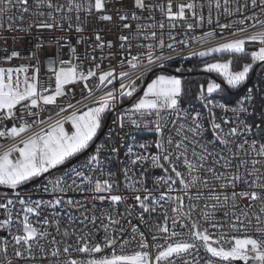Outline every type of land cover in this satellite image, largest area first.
Listing matches in <instances>:
<instances>
[{
	"label": "snow or ice",
	"instance_id": "1",
	"mask_svg": "<svg viewBox=\"0 0 264 264\" xmlns=\"http://www.w3.org/2000/svg\"><path fill=\"white\" fill-rule=\"evenodd\" d=\"M4 3L5 0H0V4ZM11 3L12 0H7V4ZM15 3L22 14L9 16L7 24L4 13L8 8L0 7V32L23 33L36 28L75 33L77 38L75 44L70 42V35L55 39L57 48L69 49L71 59L49 63L48 71L55 79L54 89L39 79L38 54L44 49L42 40L30 57H22L16 50L3 57L7 61L37 58V64L0 67V123L12 121L10 128L5 126L0 130V138L13 141L6 148L0 145V187L11 190L15 197L0 203V209L7 216L0 222V228L7 229L11 236L10 241L6 238L0 241V253L7 257L11 244L17 262L31 261L32 264H38L37 253L39 264H264V89L246 87L245 94L231 103L227 99H215L213 94L223 89L220 83L208 80L206 85L198 86L195 94L205 114L193 107L191 101L188 108L183 106L190 93L178 75L161 72L146 86L137 84L144 78L142 70L164 69L172 59L171 53L182 51L176 45L190 48L191 41L201 48L190 51L183 60L200 58L203 61L200 70L216 73L231 89L245 85L254 66L264 69V0H243V3L235 0L234 11L230 0H223V4L221 0H214L215 24L221 31L218 34L213 29L199 37L189 33L203 27L205 21L209 26L213 24V0H208L207 18L203 14L205 5L200 4L198 11L196 0L176 4L173 0H131L130 6L124 0H31L34 9L30 0H15ZM221 8L226 16L241 18L221 23ZM249 9L250 15L246 14ZM156 11L164 19L156 20ZM188 13L195 23L189 22ZM24 14L33 17L28 20L27 28L15 27L17 20L24 24ZM145 19L150 23L141 22ZM165 20L168 42L164 39ZM178 26L187 29L184 38L179 40L172 31ZM114 27L120 30L118 44L105 41L102 35ZM225 31H230L234 38L225 37ZM218 35L222 42L211 44ZM134 41L147 43L134 44ZM206 44L210 46L204 47ZM81 45L83 54L78 47ZM246 45L255 50L247 51ZM113 47H118L119 55L124 57L119 61L121 67L126 63L132 72L117 73L109 68L98 74L100 64L84 67L86 62L96 60L93 54L96 48L103 51ZM133 47L144 51L132 54ZM165 49L169 54H165ZM208 57H213V61ZM235 64H239L238 69L234 68ZM194 70L195 67L185 69L181 64L174 72ZM117 79L119 88L114 84ZM76 84L82 85L87 95L76 104H58V98L68 95L66 86ZM108 85L113 87L109 89ZM141 88L142 94L136 95ZM101 90L103 94L93 100L94 106L77 108V104L92 99ZM125 98L132 100L131 105L117 111V105L123 104ZM49 105L59 108L57 116L68 109L73 111L51 123L42 119L29 122L25 118L38 116L37 110H46ZM217 109L223 115L218 116ZM109 112L115 113L112 120L115 128L109 129L107 142L97 143ZM249 117H253L251 122ZM45 124L46 127H41ZM66 124L71 125L70 129ZM142 131L151 132L155 139L136 141L135 133ZM209 131L211 139L206 136ZM114 135L120 143L114 142ZM129 138L133 143L127 144L121 159V148ZM79 157L83 160L78 161ZM113 162L119 164L124 177L123 193L117 172L105 169L106 163ZM149 169H161L165 173L153 181L152 188L147 186ZM56 172L60 174L55 175ZM34 181H42L33 187L50 193L53 198L47 202L33 200L30 195L25 198L22 190L26 191L25 186ZM158 188L163 189L159 195ZM73 190L93 193L92 201L123 203L129 217L126 222L130 225V239L124 238L128 230L113 212L102 211L97 217L93 204L89 216L82 201L65 200L66 193ZM17 204L20 210L13 213ZM65 205L76 210L85 208L80 223L90 220L95 225L100 219L105 232L103 240L95 241L94 233L83 229L79 234L63 231V237L66 240L75 237V243L54 237L48 239L52 234L47 226L54 223L60 234L61 222L50 221L43 212L51 208L54 210L51 216L55 218L59 215L55 210ZM137 207L138 219L142 222H146L145 213L150 215L159 210L162 214L163 223L150 228L151 243L130 218ZM32 217L36 218L35 223ZM103 220L108 223L103 224ZM110 225L120 227L110 232ZM177 227L181 230L177 231ZM46 239L49 246L41 243ZM133 243L135 248L129 250ZM201 250L207 255L202 256ZM7 264L13 262L8 260Z\"/></svg>",
	"mask_w": 264,
	"mask_h": 264
},
{
	"label": "built area",
	"instance_id": "2",
	"mask_svg": "<svg viewBox=\"0 0 264 264\" xmlns=\"http://www.w3.org/2000/svg\"><path fill=\"white\" fill-rule=\"evenodd\" d=\"M61 2H63V0H61ZM124 2L127 5H131V0H124ZM163 2H166V0H163ZM179 2H187V0H173V3H179ZM196 3L198 5V11L199 9V5L200 4H204L205 7L203 8V14L204 16L207 18L208 16V0H196ZM221 3L223 4V0H221ZM241 3H243V0H241ZM7 6L8 11H6L4 13V23L7 24V18L9 16H19L22 13H20L19 11H17V5L15 3V0H12L11 4H7V0H5L4 4H0V7H5ZM30 6L34 9V5L31 3L30 0ZM230 7L233 9V11L235 10L236 7V3L235 0H230ZM47 9H45L46 11ZM175 10V9H174ZM258 11V9H257ZM246 14H251V9L246 11ZM26 16L25 22L22 25L20 23L19 20L16 21L15 23V27H25L27 28V24H28V20L29 19H33V17L30 16V14H24ZM145 16H147V13L144 14ZM156 20H161L164 19L161 14L156 11L154 13ZM187 18L189 20V22H193L195 23V21L192 20L191 14L188 13L187 14ZM212 18H213V24L211 26H209L207 24V22L205 21V24L203 27H196L195 30L191 33H189V35H194L199 37L200 35H202L204 32L210 31L215 29V31L219 34L220 33V29L216 26L215 24V20L217 18V10L215 9V4H214V0H213V6H212ZM241 17L239 16H226L223 13V8L220 9V13H219V19L221 23H225L228 22L231 19H239ZM142 23H150V21L148 20H143L141 21ZM251 23V22H249ZM165 29H164V39L166 42H168V32L169 29L167 28V21L165 20ZM237 27V26H234ZM251 30V29H250ZM159 34V29L156 30ZM173 31V34H175L177 36V39H183L184 38V33L187 31L186 27L184 26H178L177 28H175ZM120 34V30H118L117 28H113L110 32L106 31L104 33H102L104 40L105 41H112L114 44H118V35ZM124 34H126V30H124ZM63 35H70L71 36V43L75 44L76 41V34L75 33H61L58 30H53V31H49V30H40V29H36V28H32L30 32H9V31H3L0 32V67H4V68H8V67H20L21 65H31L34 66L37 64V58H31V59H24V58H20V59H12L11 61H7L4 60L3 57H5L6 55H9L13 50L19 51L21 53L22 57H30L31 54L36 50V44L38 42H40L41 40L44 42V49L42 51L39 52L38 54V62H39V79L41 81V83H45L46 86L53 88L55 87V79L54 76L52 75V73H50L48 71V65L52 60H58V59H64V60H68L71 59V53L69 51V49L67 47L64 48H57L56 43H55V39L63 36ZM225 37L232 39L234 37L231 36L230 31H225L224 33ZM15 37V39H14ZM218 42H222L221 38L219 37V35L211 42V44H215ZM135 43H147L146 41H134ZM191 47L190 48H183L181 45L177 44L176 47L177 48H182L181 52H173L171 53L172 59L169 60L167 62V66L165 68H167L170 65H173L175 63H185L187 61L193 60L194 58H198V57H192L189 60H183L182 57L187 55L190 51L194 50V49H200L201 46L196 44L195 42H191ZM210 45H205L204 47H208ZM79 47V51L81 54H83L84 52V46H78ZM246 50L251 52L252 50H255L254 47L246 45ZM89 51L91 52L92 49H89ZM120 49L118 47H113L111 49L109 48H104L103 51H101L99 48H96L94 51V55L96 56V60L95 61H90V62H86L84 64L85 68H88L89 66L94 67L95 64H100L101 67L99 70H97L98 74L101 71H107L109 68H113L115 69V71L117 73H119L120 71H128V72H132L133 70L130 69L127 64L125 63L123 67H121V65L119 64L120 60H123L124 57L122 55H119L120 53ZM144 49H140V48H136L133 47L132 49V54H136L138 52H143ZM57 53H59V55L57 56ZM165 54H169V50L165 49ZM101 57H103V59H101ZM130 58V56H129ZM160 70V68H152V69H148V70H142L144 72V78L148 77L150 74H152L153 72ZM30 73L32 71V68L30 67L29 69ZM135 74H133L134 77ZM23 78V77H21ZM143 78V80H144ZM252 79V78H251ZM140 82V80L137 81V84ZM91 84V81L89 82ZM119 79H117L116 81H114L115 87L119 88ZM249 87H258L261 89H264V72L261 73V75L259 76V78L257 80H255V77L253 78V80L251 81V83L248 85ZM67 87V91H68V95L66 97H61L58 98L57 103L62 105V106H66L69 102L76 104V101L81 100L83 98V96L87 95L86 91H84L82 89V85L80 84H76V85H68ZM113 85H108V88H112ZM101 94H103V90L101 91H97L95 92V95L92 99L89 100H83V103L81 104H77V108L84 110L85 105H90V106H94L93 105V100L98 98ZM245 94V91L237 96V98L233 101H231V103H235V101L237 99H239L241 96H243ZM213 96L215 97V99L219 100V101H223V99H220L218 97L215 96V94H213ZM134 99V98H133ZM132 100H129L127 98H125L123 104H118L117 105V111H119L122 108H126L124 107V105L128 102H130ZM192 106L195 107L198 110L201 111H205L202 108V105L200 104L199 101H196V99H194L191 102ZM131 105V104H130ZM129 105V106H130ZM127 106V107H129ZM183 106L185 108L189 107V102H185L183 101ZM38 111V116L36 117H32V116H26L25 118L31 122L33 119H42L47 121L48 123L54 122L56 119L62 118L65 115H68L71 113V111H73V109H68L67 112L65 113H61L60 116H57L56 113L59 111V108L56 105H49L46 107V110H37ZM217 115H223V113L220 112L219 109L216 110ZM111 114L109 116V119L107 120V124L105 129V132L103 134V136L101 137L100 140H98V143H103V142H107L108 141V135H109V129L110 128H115V126L112 124V120L115 118V113L113 112H109L107 114V116ZM206 114V111H205ZM227 115L231 116V113H228ZM49 116L52 117V120L49 121L48 118ZM253 119V117H249V121L251 122V120ZM5 126L7 127H11L12 126V121H5L3 123H0V130H3L5 128ZM47 125H41V127H46ZM118 131V130H117ZM102 133V132H101ZM101 133H99V137L101 135ZM206 136L208 139H211V132L209 131L208 133H206ZM99 139V138H98ZM155 139V137L153 136V134L151 132L148 131H142L139 133H135V140L136 141H140V142H151ZM114 142L116 143H120V141L118 140V138L114 135L113 137ZM13 141L11 139H7V138H0V145H4V147L6 148L7 146H9L10 144H12ZM133 143V140L131 138L127 139L124 144L125 147L121 148V159H124L123 153L126 150V146L127 144H131ZM95 146H93V148H90L89 151H92L94 149ZM152 151H154V149H152ZM108 153H104V156H107ZM83 157H79L78 161H82ZM77 161H74L73 163H76ZM108 168H111V170L117 172L118 175V180L121 184V192L123 193V184H124V177L122 175V173L120 172V166L118 163H111V164H105V169L107 171ZM55 175H59V172L54 173ZM165 173L163 172V170L161 169H149L147 172V186L152 188L153 187V181L160 176H164ZM42 181H34L29 185L25 186L26 191L22 190V195L25 196V198H27L29 195L31 196V198L33 200H38V199H43L45 202H47L48 200L52 199V195L50 193H46L43 192L42 189H38L36 187H33L34 184H39ZM243 187V186H241ZM163 191V189H156V193L157 195H159V193ZM3 193H7L8 195H4ZM125 195H127V193H124ZM93 195V193L90 192H77L75 190L73 191H69L66 193L65 195V200L71 198L73 200H79L82 201L85 205L86 208L89 210L88 211V215L91 216L92 215V210H93V204H95V215L97 217L101 216V212L102 211H110L113 212V214L115 215L116 219H119L121 221V225H123V227L125 229H127L128 231L124 234V238L125 239H130V225L126 222L128 217V213L125 209V205L122 203L120 205H110V202L105 200L104 202H101L100 200H96V201H92L90 199V197ZM107 195V194H105ZM8 198H13L15 199L14 196H12L11 194V190L0 187V203H5L7 201ZM130 203H134V201H130ZM242 203H246L242 202ZM20 205L17 204L15 206V208L12 209L13 213H16L20 210ZM54 210L51 208H47L44 210L43 212V216H48L49 220L52 221L53 219H58L60 220V234H57L56 229H55V225L54 223L51 224L50 226H47L48 231L52 234L51 237H49L48 239L51 238H55L58 241H65L68 243H75V237H72L71 240H66L65 237H63L62 233L65 229H67L69 232L72 231H76L78 234L80 232L81 229H83L84 231H89L94 233L93 239L97 242H100L103 240L105 232L104 229L102 227V221L100 219H97L96 224L93 225L91 223V221H86L85 223H80V221L83 219L82 217V213L85 211V208H81L79 210H76L75 208L72 207H68V206H63L61 208L56 209L55 211L59 212V215L55 218H53L51 216V213ZM139 208L137 207L136 209L133 210V214L130 217L132 220L133 224L138 225L141 230L145 233V235L148 237L149 242L151 243V235L152 232L150 231V228H154L156 223H163V219H162V214L161 212L158 210L155 213H151L150 215L145 213V221L146 222H142L138 219V215H139ZM43 216L40 218L41 220L43 219ZM7 218L6 213L3 209H0V222L4 221ZM22 218V217H21ZM74 218V219H73ZM218 218H221V214H218ZM33 222L35 223L36 218L32 217ZM108 221L107 220H103V224H107ZM169 227H171V220L168 221ZM37 227H45L42 224H36ZM120 225H110L109 226V231L111 232L113 230V228L115 229H119ZM181 229H179L177 227V231H180ZM12 231L15 232L16 231V226L15 224H13L12 226ZM117 236L119 237V233H116ZM8 239L9 241L11 240V236L8 234V230L4 229V228H0V241H2V239ZM163 242V241H161ZM41 243L45 244L46 246L48 245V240H42ZM61 247H63V244H61ZM135 248V244H131L129 246V250ZM201 255L202 256H206L207 254L203 252V250H201ZM37 257H38V264H39V253H37ZM11 260L13 262V264H32L31 261H19L17 262L16 257L14 256L13 253V248L12 245H9L8 248V253H7V257L4 256L3 253H0V264H7V261ZM238 264V262H237Z\"/></svg>",
	"mask_w": 264,
	"mask_h": 264
},
{
	"label": "trees",
	"instance_id": "3",
	"mask_svg": "<svg viewBox=\"0 0 264 264\" xmlns=\"http://www.w3.org/2000/svg\"><path fill=\"white\" fill-rule=\"evenodd\" d=\"M217 58V57H216ZM219 58V57H218ZM225 58H227V57H225ZM238 59H241V60H244V59H246V58H244V57H239ZM200 60V58H194L193 60H190V61H187V62H185V63H183V66H184V68L185 69H188V68H194L195 67V70L194 71H192V72H187V71H185V72H183V73H180L181 75V78L184 80V82H185V87H186V89H188L189 90V93H190V95L188 96V97H186V99L184 100L185 102H189V101H193L194 99H195V94H196V92L198 91V86L201 84V83H203V84H205L206 85V83H207V81L208 80H212V77L210 76V75H207V74H204V73H202V71L200 70V67H202V63L201 64H197V61H199ZM181 65V63H175V64H173V65H170V66H168L166 69V71H163V72H170V70L171 71H174V69L176 68V67H179ZM234 68L235 69H238L239 68V64H235L234 65ZM255 72V80H257L258 78H259V76L261 75V73H263L264 72V69H261L260 67H259V65H256V66H254V68H253V70H252V72L250 73V76H249V80L246 82V84L245 85H242L240 88H238V89H231V88H229L228 86H221L222 87V89H223V91L222 92H220V93H214L215 94V96L216 97H218V98H220V99H227L228 101H233V100H235L236 98H237V96H239V95H241L244 91H245V88L246 87H249L248 86V82L251 80V78H252V76H253V73ZM157 73H160V71L159 70H157V71H155V72H153L152 74H150L152 77H151V79L155 76V74H157ZM149 75V76H150ZM213 75L216 77V78H218V79H221L217 74H215V73H213ZM148 76V77H149ZM148 77H146V78H144V80H142V81H140L139 83H138V85L139 84H143L144 85V83L146 82V80H147V78ZM222 80V79H221ZM151 81V80H150ZM141 90H142V88H141ZM140 90V91H141ZM139 93V92H138ZM137 93V94H138ZM136 94V95H137ZM111 114H109L108 116H107V119H106V121H105V126H104V128L106 127V124H107V120L109 119V116H110ZM104 128L101 130V132L104 130ZM100 132V133H101ZM98 138H99V134H98ZM98 138H97V143H98Z\"/></svg>",
	"mask_w": 264,
	"mask_h": 264
},
{
	"label": "water",
	"instance_id": "4",
	"mask_svg": "<svg viewBox=\"0 0 264 264\" xmlns=\"http://www.w3.org/2000/svg\"><path fill=\"white\" fill-rule=\"evenodd\" d=\"M166 70H167V69L164 68V69H160L159 71L162 72V71H166ZM204 74L210 75V76L212 77V80H214V81H218V79H217L214 75H212V74H210V73H204ZM177 75H179V74L177 73ZM151 77H152V76L150 75V76L147 78L146 82L144 83V86H146V84H147L148 82H150ZM254 77H255V72L253 73V76H252V79L250 80V82H248V85L251 83V81L253 80ZM224 85H225V84H224ZM142 91H143V88H142V90H141L137 95H141V94H142ZM131 103H132V101L126 103V104L124 105V107L129 106ZM104 132H105V129L102 131V133H101V135H100V137H99L98 140L101 139V137L103 136ZM238 264H241V262H238Z\"/></svg>",
	"mask_w": 264,
	"mask_h": 264
},
{
	"label": "rangeland",
	"instance_id": "5",
	"mask_svg": "<svg viewBox=\"0 0 264 264\" xmlns=\"http://www.w3.org/2000/svg\"><path fill=\"white\" fill-rule=\"evenodd\" d=\"M206 59H208L209 61H213V57H208V58H206ZM217 59H218V56H217ZM201 63H203V61L200 59L199 61H197V64H201ZM163 72V71H162ZM161 73V72H160ZM165 73H171V74H175V75H177V73H175L174 71H171L170 70V72H165ZM202 73H207V72H204V71H202ZM157 74H159V73H157ZM179 75L178 76H180L181 74L180 73H178ZM210 74H212L213 75V73H210ZM216 74V73H215ZM181 77V76H180ZM220 77V76H219ZM154 78V77H153ZM152 78V79H153ZM221 78V77H220ZM222 79V78H221ZM222 81L224 82V83H226L223 79H222ZM217 82V81H216ZM250 82V81H249ZM219 83V82H218ZM221 86H222V84H221ZM225 86H228V85H226L225 84ZM65 127L66 128H68V129H70V127H71V125L70 124H66L65 125Z\"/></svg>",
	"mask_w": 264,
	"mask_h": 264
},
{
	"label": "flooded vegetation",
	"instance_id": "6",
	"mask_svg": "<svg viewBox=\"0 0 264 264\" xmlns=\"http://www.w3.org/2000/svg\"><path fill=\"white\" fill-rule=\"evenodd\" d=\"M218 79V78H217ZM217 82H219L220 84H222L223 86H224V84H226V83H224L221 79H218V81ZM227 85V84H226Z\"/></svg>",
	"mask_w": 264,
	"mask_h": 264
}]
</instances>
